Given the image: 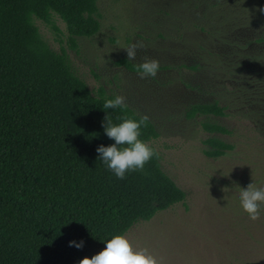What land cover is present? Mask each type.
<instances>
[{
	"label": "rangeland",
	"instance_id": "obj_1",
	"mask_svg": "<svg viewBox=\"0 0 264 264\" xmlns=\"http://www.w3.org/2000/svg\"><path fill=\"white\" fill-rule=\"evenodd\" d=\"M100 30L77 36L73 47L64 21L56 34L35 18L50 46L65 51L94 94L126 98L147 115L159 136L148 141L163 169L186 191L185 202L140 220L124 235L161 264H264V211L250 220L240 191L264 188V89L251 87L247 64L264 31V0H97ZM141 41L133 64L157 59L155 78L119 64L125 48ZM249 46V47H248ZM219 100L225 116H195L192 103ZM204 120L224 124L216 133L234 148L219 157L204 153L211 135Z\"/></svg>",
	"mask_w": 264,
	"mask_h": 264
},
{
	"label": "trees",
	"instance_id": "obj_2",
	"mask_svg": "<svg viewBox=\"0 0 264 264\" xmlns=\"http://www.w3.org/2000/svg\"><path fill=\"white\" fill-rule=\"evenodd\" d=\"M55 15L73 47L77 36L101 27L97 0H0V264H80L138 221L186 199L160 152L125 179L99 159L97 148L115 143L105 134L107 115L114 124L144 115L127 103L124 110L103 109L116 96L103 88L94 94L35 22L58 34ZM256 41L260 48L252 46L247 64L251 87L264 89V31ZM118 63L138 67L126 58ZM226 109L219 100L195 102L187 116H225ZM202 126L211 133L204 140L207 156L234 148L216 134L230 133L224 124L204 120ZM158 136L149 119L140 139Z\"/></svg>",
	"mask_w": 264,
	"mask_h": 264
},
{
	"label": "clouds",
	"instance_id": "obj_3",
	"mask_svg": "<svg viewBox=\"0 0 264 264\" xmlns=\"http://www.w3.org/2000/svg\"><path fill=\"white\" fill-rule=\"evenodd\" d=\"M260 14H264V7L257 9ZM141 41L133 43L125 48L128 60H135L137 50L143 48ZM160 69L157 59L146 60L137 67V72L141 78H155ZM126 98L118 95L114 99H108L103 105V109L121 110L127 109ZM117 119H121L117 117ZM149 117L142 116L139 120L123 118V122L114 124L109 115L104 119L105 134L114 139L115 143L110 146L101 145L97 148L99 159L111 170L117 178L125 179L130 172L143 171L153 157L159 158V151L148 143L140 139L141 128L147 127ZM240 203L250 220L257 221L264 211V188H257L250 183L240 191ZM75 243V242H73ZM83 242L76 244L82 247ZM80 264H161L156 257L149 254L146 249L140 250L134 247L133 243L125 235H116L108 240L106 248L94 255L85 257Z\"/></svg>",
	"mask_w": 264,
	"mask_h": 264
}]
</instances>
